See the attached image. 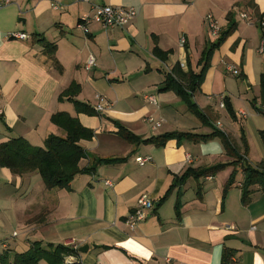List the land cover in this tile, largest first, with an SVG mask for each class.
I'll return each instance as SVG.
<instances>
[{
  "label": "crops",
  "instance_id": "obj_1",
  "mask_svg": "<svg viewBox=\"0 0 264 264\" xmlns=\"http://www.w3.org/2000/svg\"><path fill=\"white\" fill-rule=\"evenodd\" d=\"M5 1L9 4L0 8V144L20 137L42 147L48 135H64L50 121L64 112L94 132L91 140L80 142L88 155L79 162L80 168L90 166L93 158L127 159L77 175L70 191L45 189L36 172L17 176L0 167V242L17 253L33 241L73 249L88 246L76 257L77 264H221L225 248L233 250L232 264H264V193L255 187L251 202L242 206L241 174L223 195L233 167L199 181L188 179L129 230L124 221L140 196L156 204L174 176L188 167L231 158L217 138L198 144L171 140L163 148L129 144L116 135L113 123L144 139L173 131L211 133L193 120L173 92L160 90L164 74L176 63L186 71L188 58L198 71L201 52L215 41L205 22L211 14L222 30L229 22L235 29L213 53L193 100L240 148L244 135L245 161L253 166L263 161L259 81L264 49L258 52L262 39L258 22L264 18V0H0V4ZM107 5L134 8L138 16L123 29L104 30L89 23L85 34L77 27L94 7ZM241 13L247 18L241 19ZM10 34H25L27 39H9ZM35 35L55 44L52 56L44 53ZM154 38L159 49L172 52L165 62L152 55ZM90 55L95 64L87 70ZM228 67L239 74L229 73ZM71 84L77 86L72 96L59 100ZM98 94L111 104L105 113L76 112L73 101L92 108ZM147 96H155L157 105L149 104ZM220 96L229 98L236 120L218 107ZM148 118L161 126L152 129ZM137 157L150 161L140 166ZM177 200L180 219L174 210Z\"/></svg>",
  "mask_w": 264,
  "mask_h": 264
},
{
  "label": "trees",
  "instance_id": "obj_2",
  "mask_svg": "<svg viewBox=\"0 0 264 264\" xmlns=\"http://www.w3.org/2000/svg\"><path fill=\"white\" fill-rule=\"evenodd\" d=\"M229 23L227 29L221 30L219 37L207 45L201 52L197 62L198 71H194L191 68L188 58L186 71L182 69L179 63H176L168 73L164 74L163 85L160 89L161 92H173L184 104L186 110L201 125L211 129V133L197 134L193 132L173 131L144 139L133 134L121 124L113 122L117 128L116 135L129 144L152 145L156 148H163L171 140H175L177 143L187 141L198 144L217 138L223 146L225 155L231 158L230 162L217 163L211 166L188 167L180 176H174L172 184L155 204L154 211L158 210L176 187L183 185L188 179L199 181V179L208 176H215L228 167H233L234 169L224 186L223 195L235 185L236 175L239 171L243 177L240 185V203L242 206H247L251 202V197L256 192L254 190L255 187H258L259 190L257 191L264 193V160L254 166L245 161L248 146L244 135H241L240 148L228 135L213 125L214 121L211 117L206 112L200 110L193 100L194 94L200 90L206 73L210 68L213 53L235 29V25L231 22ZM34 37L37 38L36 43L42 47L44 53L52 56L56 50L55 44L43 38H38V35ZM153 42L152 55L159 61L165 62L172 52H164L159 49L156 45V38H154ZM55 67L59 73L62 71L61 66L56 62ZM76 87V85L71 84L68 89L59 95L58 99L70 98ZM259 88L261 114L264 117V74L260 76ZM223 102L229 118L236 120L235 111L229 98H223ZM73 104L78 113L95 114L93 109L86 104L77 101H73ZM50 121L64 132L63 136L48 135L42 147H34L20 137L1 143L0 167L9 169L12 174L17 176L36 172L40 176L45 189L49 191H70V184L77 175L92 174L98 166L117 165L126 161L127 158H93L91 159L92 163L90 166L80 168L79 162L88 156L80 145V142L91 140L94 132L84 128L77 119L64 112L52 115ZM259 138L264 147V129L259 131ZM201 194L202 186L198 184L196 196L200 198ZM174 210L176 218L180 219L179 200L175 202ZM0 248V264H77V262H67L66 258L68 256L77 257L79 255L78 251L68 246L43 244L41 241L31 242L29 248L20 253L2 248L1 242ZM232 257L233 250L225 248L222 252L221 264H232Z\"/></svg>",
  "mask_w": 264,
  "mask_h": 264
},
{
  "label": "built area",
  "instance_id": "obj_3",
  "mask_svg": "<svg viewBox=\"0 0 264 264\" xmlns=\"http://www.w3.org/2000/svg\"><path fill=\"white\" fill-rule=\"evenodd\" d=\"M79 1H86V0H79ZM9 2L5 1L3 4H0V8L2 6L8 5ZM138 16V12L136 9L127 7H115V6H101V7H94L93 12L91 16H85L82 17L77 27L83 32L88 33V24L94 23L102 27L104 30L108 29H123L126 26H128L136 17ZM241 19H246L247 15L244 13L240 14ZM205 22L207 24L208 32L211 38L216 40L219 37V34L221 32V26L218 24V22L215 20V18L209 14L205 17ZM258 26L260 28L262 39L260 42V47L258 49L259 53L263 52L264 49V18L258 22ZM7 38L11 39H19V40H26L27 36L25 34H10L7 36ZM179 43L181 46L185 44V38L181 37L179 40ZM95 64L94 58L90 55L88 56L86 60V69L89 70L92 68ZM227 71L229 73H232L234 76L238 75L239 72L234 67H228ZM222 96L218 98V107L220 109H224V102H223ZM146 101L156 106L158 101L155 96H147ZM111 106L109 102L105 99L104 96L98 94L95 96V104L93 105L92 109L95 112V114H103L106 112V110ZM148 122L152 124V129H157L161 126L160 121H153L152 118H148ZM215 127L218 129L220 128V123H216ZM188 160V159H187ZM149 157H137L135 158V162L143 166L145 163L149 162ZM108 184V182H106ZM155 208V202L150 199L146 195L140 196L132 209V212L126 217L124 224L127 226L129 230H134L141 222H143L147 217L148 214L154 210ZM15 235V234H14ZM73 250L78 251L77 248H74ZM67 262H77V258L75 256H68L66 258ZM233 261V259H232Z\"/></svg>",
  "mask_w": 264,
  "mask_h": 264
},
{
  "label": "rangeland",
  "instance_id": "obj_4",
  "mask_svg": "<svg viewBox=\"0 0 264 264\" xmlns=\"http://www.w3.org/2000/svg\"><path fill=\"white\" fill-rule=\"evenodd\" d=\"M190 114V113H189ZM190 116H192L191 114H190ZM192 118H194L193 120L194 121H198L194 116H192ZM240 177H241V172L239 171L238 173H237V175H236V180L237 179H240ZM3 244H5L4 242H2L1 243V246L3 245ZM6 246H5V249H8V246H7V244H5Z\"/></svg>",
  "mask_w": 264,
  "mask_h": 264
},
{
  "label": "water",
  "instance_id": "obj_5",
  "mask_svg": "<svg viewBox=\"0 0 264 264\" xmlns=\"http://www.w3.org/2000/svg\"><path fill=\"white\" fill-rule=\"evenodd\" d=\"M88 246H83L78 249V253L85 254L87 252Z\"/></svg>",
  "mask_w": 264,
  "mask_h": 264
}]
</instances>
